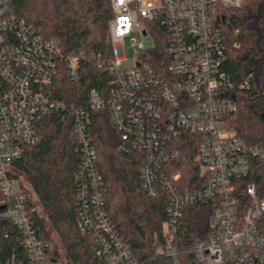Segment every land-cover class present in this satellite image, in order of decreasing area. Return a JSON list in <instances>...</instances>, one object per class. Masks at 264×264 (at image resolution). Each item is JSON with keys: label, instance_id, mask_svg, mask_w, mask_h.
Listing matches in <instances>:
<instances>
[{"label": "built area", "instance_id": "obj_1", "mask_svg": "<svg viewBox=\"0 0 264 264\" xmlns=\"http://www.w3.org/2000/svg\"><path fill=\"white\" fill-rule=\"evenodd\" d=\"M245 0H111V58L99 68L111 74L106 90L90 89L87 108L54 99L51 89L65 70L80 75L84 56L62 55L55 42L0 0V264H71L43 236L16 164L39 141V123L54 112L73 121L83 151L78 179V227L106 264H140L114 229L103 201L97 155L88 134L90 113L107 111L120 149L143 154L141 180L148 196L168 197L164 242L168 264H264V147L249 144L227 127L238 105L235 85L223 71L227 46L219 22ZM152 36L123 68L126 39ZM136 46V44H133ZM163 46L162 56L156 55ZM142 48L143 45L139 44ZM247 80L241 88H249ZM194 140L195 176L186 183L183 150ZM170 172V173H169ZM213 203L208 237L186 250L179 242L185 208Z\"/></svg>", "mask_w": 264, "mask_h": 264}, {"label": "trees", "instance_id": "obj_2", "mask_svg": "<svg viewBox=\"0 0 264 264\" xmlns=\"http://www.w3.org/2000/svg\"><path fill=\"white\" fill-rule=\"evenodd\" d=\"M10 2L13 11L55 42L62 55L84 56L79 78L74 81L63 70L51 89L57 102L87 108L90 89L106 90L112 79L106 65L99 68L92 59L100 56L106 63L111 58V0ZM219 26L227 46L223 71L235 85L238 105L226 118L227 127L249 144L264 147V0H245L241 8L226 10ZM162 48L158 46L156 52L159 58ZM247 80L249 88H241ZM38 127L39 141L26 146L16 164L29 185L25 191L30 203L34 204L32 193L42 209L34 214L36 223L44 237L50 238V230L58 236L71 264H106L94 253L91 235L78 227L83 151L73 121L63 120L59 111ZM88 134L102 177L104 208L114 229L140 264H168L158 250L164 242L168 197L146 194L141 180L143 154L120 149V133L105 110L90 113ZM188 142L183 163L171 169L182 170L186 183L195 176L192 158L197 151L194 140ZM213 207L211 201H204L185 208L178 232L182 249L208 237Z\"/></svg>", "mask_w": 264, "mask_h": 264}, {"label": "rangeland", "instance_id": "obj_3", "mask_svg": "<svg viewBox=\"0 0 264 264\" xmlns=\"http://www.w3.org/2000/svg\"><path fill=\"white\" fill-rule=\"evenodd\" d=\"M133 44H136V46H133ZM139 44H142L143 47L140 48ZM126 47H127V53H126V59L123 61L122 67L123 68H131L133 67L134 63H135V58L137 55V52H142L145 49H150L154 46V39L152 36H148V37H142L141 34L139 32H134L132 34V36L128 37L126 39ZM25 186L28 190V184L27 182H25ZM29 196L31 197V199L33 200V203L40 208V212H41V207L38 204V200L36 198V196L34 194H29ZM43 216V214H42ZM50 229V228H49ZM51 234H50V238L53 240V242L55 243V245L57 246V248L60 250L62 256L64 258L66 257V253L63 249V246L61 245L58 236L52 231L50 230Z\"/></svg>", "mask_w": 264, "mask_h": 264}]
</instances>
